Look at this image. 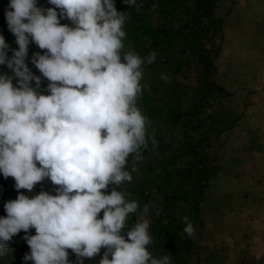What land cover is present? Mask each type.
Returning a JSON list of instances; mask_svg holds the SVG:
<instances>
[{"label": "clouds", "instance_id": "1", "mask_svg": "<svg viewBox=\"0 0 264 264\" xmlns=\"http://www.w3.org/2000/svg\"><path fill=\"white\" fill-rule=\"evenodd\" d=\"M48 3L9 0L5 18L18 47L10 49L0 35V66L11 72H0V174L12 177L18 192L0 217V251L23 231L30 248L24 259L32 264H71L69 250L83 264L101 249L99 264H172L171 255L149 250V206L137 216L138 201L121 190L149 143L158 147L152 121L138 106L144 69L157 53L124 51L128 15L115 0ZM30 43L43 51L31 58L40 76L26 64ZM45 179L56 186L54 195L20 192L31 193ZM182 221L195 239L193 222Z\"/></svg>", "mask_w": 264, "mask_h": 264}, {"label": "trees", "instance_id": "2", "mask_svg": "<svg viewBox=\"0 0 264 264\" xmlns=\"http://www.w3.org/2000/svg\"><path fill=\"white\" fill-rule=\"evenodd\" d=\"M5 1L0 0V35L4 37L10 49H16L18 45L15 36L9 31L5 18ZM217 1L155 0L156 10L163 18L183 9L184 20L175 29L169 18L159 27H154L145 20L148 5L139 8L128 7L123 0H115L117 10L127 12L128 15L124 26L126 32L124 51H134L141 57L152 51L157 53L155 63L144 69V78L141 81L143 93L138 100V106L152 121V129L149 131L158 142V147L154 150L149 143L148 149L144 151L147 161L141 164L144 173L141 177H134L127 187L125 184L122 185L121 190L140 195L141 188H149L153 183L157 186L163 201L159 215L151 222L149 232L152 236V244L149 245V250L155 257L171 255L172 264H198L201 260L196 250L199 246L196 240L199 234L197 226L200 220L199 212L209 186V179L219 171V166L214 163L217 155L211 158L207 148L222 132L236 126L240 118V115L231 111L229 113L219 106L222 99L231 96L232 92L218 84L214 78V74L217 73L214 59L219 52L218 49L205 47L207 41L224 27L225 18L215 13ZM61 23L70 25L71 22L61 20ZM148 38L152 39L149 44L146 41ZM177 43H181L182 46L176 47ZM36 48L43 54L37 45ZM186 52H189V55L180 60ZM11 54L9 50V57ZM193 59L196 66L202 70V77L193 88L194 102L188 103L186 108H183L182 100L188 97V93L185 87L182 88L181 82L187 69L186 62ZM26 64L33 74L41 75L28 59ZM0 72L11 75L6 66H0ZM162 73L170 76V82L166 83L161 79ZM156 80L163 82V88L156 89L154 86ZM13 83L15 84L16 81L13 80ZM47 84L48 81L42 77L40 88L42 94H48ZM170 92L173 94L172 97ZM163 126L172 130L178 127L181 130L177 150L181 151L180 155H187L185 166H171L177 156L172 154L168 157L164 152L171 145H164L161 142L163 135L160 131ZM202 126L205 129H202ZM14 187L12 177L5 178L0 174V217L6 216L4 204L18 196ZM55 188L56 186L46 179L45 184L37 187V192L39 194L41 191H46L54 195ZM179 201L185 202L189 210L184 211L183 208H179ZM184 216H188L193 222L196 230L195 239L188 237L183 231ZM133 218L130 217L129 225L132 224ZM25 235L21 231L13 236L9 250L0 251V264H32L31 261L26 262L24 259L25 254L30 252ZM28 235H35V229H31ZM19 238L20 240L17 241ZM102 256L97 255L91 260L84 259L83 264H99ZM69 260L71 264H78L71 250H69Z\"/></svg>", "mask_w": 264, "mask_h": 264}, {"label": "rangeland", "instance_id": "3", "mask_svg": "<svg viewBox=\"0 0 264 264\" xmlns=\"http://www.w3.org/2000/svg\"><path fill=\"white\" fill-rule=\"evenodd\" d=\"M154 1L137 0V8L148 5L145 20H148L154 27H159L162 22H167L168 18L175 29L181 25L184 20L183 9L163 18L159 16ZM8 4L9 0H6L5 10H7ZM37 5L43 8L52 7L48 0H37ZM251 6L255 9L254 20L244 21V18L251 15V13L245 14L250 11ZM259 6L261 7V4ZM245 8L247 11H244ZM260 9L245 0H240L239 3L238 0H218L215 13L225 18L224 27L205 44L206 48H217L219 51L214 59L217 66L214 78L218 84L232 92L231 96L222 99L219 106L229 113L231 111L240 115L237 122L238 127L246 123L250 124V122L264 123V119L260 117L262 112L259 106H255L252 99L254 92L257 94L261 92L263 88L260 87L264 83L261 82L264 81V35L261 36V32L258 34V28L264 22V20H260L261 17H264V12L263 9ZM232 12L236 15L232 16V19L235 18L234 20L230 16ZM253 23L257 24V30H255L257 34H253L245 42L244 25L251 28V26L254 27ZM146 41L149 44L152 39L148 38ZM246 44H249L252 49L246 50ZM179 45L182 46L181 43L175 44L176 47ZM36 52H38L36 45L30 43L29 61ZM188 55L189 52H186L180 60ZM186 67L181 84L182 88H186L188 97L182 100L183 108H186L188 103L194 102L193 88L202 77V70L196 66L194 59L187 61ZM257 80L260 82L258 83ZM154 86L156 89H161L163 82L156 80ZM170 93L172 97L173 94ZM245 121L247 122L245 123ZM202 129L205 128L202 126ZM180 132L178 127L172 130L166 126H163L160 131V134L163 135L162 144L171 145L166 148L165 154L168 157L172 154L177 156L171 166H185L187 155H180L181 151L177 150V141L181 139ZM257 132L259 131L246 132L240 128L235 130L232 128L222 132L214 142L212 140L207 148L211 158L217 155L214 163L219 166V171L209 179V186L202 199L199 212L200 220L197 225L199 234L196 238L199 246L196 247V250H198L201 260L198 264H264V172L260 174L261 170L260 172L257 170V166L263 165L264 168V141L261 138V133ZM256 152L257 155H255ZM238 153H240L239 158L236 160ZM145 161H147V157L144 153L143 162ZM142 163L136 164V171L132 173L133 178L141 177L144 173L141 168ZM258 173L263 177H259ZM175 174L178 176L177 172ZM45 183L46 179L38 183L31 193L23 189L20 192H24L23 194L30 197L35 196L38 194L37 187ZM128 185L129 183H125V187ZM156 187L153 183L149 188H141L140 195L131 193V199H135L139 203L137 216L143 211L145 205L149 206L146 217L149 221V230L152 219L160 213L163 201V196ZM178 207L183 208L184 211L189 210L183 201L178 202ZM134 222L135 217L132 220V223ZM19 240L20 238L17 241ZM11 246L12 244L9 248ZM99 255H103L102 249Z\"/></svg>", "mask_w": 264, "mask_h": 264}, {"label": "crops", "instance_id": "4", "mask_svg": "<svg viewBox=\"0 0 264 264\" xmlns=\"http://www.w3.org/2000/svg\"><path fill=\"white\" fill-rule=\"evenodd\" d=\"M240 2V0H238V3ZM245 2H247V3H250V4H255V6L257 7V8H261V9H263V12H264V0H245ZM261 4V7L259 6V5ZM246 9V8H245ZM244 9V11H247V9L245 10ZM260 9V10H261ZM258 11V10H257ZM256 11V12H257ZM253 12H255V9H254V7L253 6H251V8H250V11L248 12H246L245 14L247 15V14H249V13H251V15L249 16V17H246V18H244V21H251V20H254L253 19V15H254V13ZM231 19H232V16H236V15H234V13L232 12L231 13ZM235 19V18H234ZM234 19H232V20H234ZM260 20L262 21V20H264V17H261L260 18ZM241 25V24H240ZM251 25V24H250ZM256 23H253V26L254 27H252L251 26V28H247V26H246V24L244 25V30H245V42L246 41H248V39L250 38V36H252L253 34H257L256 33V31L255 30H257V27H256ZM258 34H259V32H261V36H263L264 35V22H262L261 23V25L259 26V28H258ZM264 37V36H263ZM252 48L250 47V45L249 44H246V50H251ZM258 81V83L260 82V80H257ZM261 82H264V81H261ZM262 87H260V88H263L262 90H261V92H259L258 94L256 93V92H254L253 94V96H252V99H253V101L255 102V106H259V109L261 110V112H262V115L260 116V117H262V119H264V83H263V85H261ZM255 90H257V89H255ZM257 94V95H256ZM251 105H253V104H251ZM247 121H245V123H246ZM236 128H240L241 130H243V131H251V132H253V131H259V132H257V133H261V138L263 139V141H264V123H260V124H255L254 122H250V124L249 123H246V124H244V125H242V126H240V127H238L237 125L236 126H234L233 127V130H235ZM264 143V142H263ZM247 148V147H246ZM253 148V147H252ZM263 149H264V147H263ZM252 150V149H251ZM239 154L240 153H238L237 154V156H236V160H238V158H239ZM252 154V153H251ZM258 153L256 152L255 153V155H257ZM255 159H256V156L254 157ZM257 170L260 172V170H261V173L260 174H262L263 172H264V168H263V165H261V166H257ZM258 175H259V173H258ZM259 177H263V176H260L259 175Z\"/></svg>", "mask_w": 264, "mask_h": 264}]
</instances>
